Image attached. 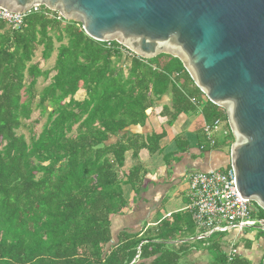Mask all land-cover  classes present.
I'll use <instances>...</instances> for the list:
<instances>
[{
	"label": "trees",
	"instance_id": "obj_1",
	"mask_svg": "<svg viewBox=\"0 0 264 264\" xmlns=\"http://www.w3.org/2000/svg\"><path fill=\"white\" fill-rule=\"evenodd\" d=\"M58 15L41 6L20 28L0 20V264H179L180 252L165 245L172 227L117 237L112 223L129 205L126 186L138 190L147 173L142 164L126 169L127 153L153 155L167 134L134 131L149 129L159 106L172 125L196 106L188 82L199 88L178 57L143 58L116 41L108 47ZM38 52L45 63L56 53L51 69ZM41 77L50 82L38 89ZM170 94L171 105L163 102ZM225 113L207 99L208 122ZM24 127L29 140L18 133ZM252 239L246 248L264 250V236ZM216 262L228 264L226 254ZM231 264L254 262L238 254Z\"/></svg>",
	"mask_w": 264,
	"mask_h": 264
},
{
	"label": "water",
	"instance_id": "obj_2",
	"mask_svg": "<svg viewBox=\"0 0 264 264\" xmlns=\"http://www.w3.org/2000/svg\"><path fill=\"white\" fill-rule=\"evenodd\" d=\"M36 4L80 22L94 40L147 59L178 57L225 110L237 188L264 210V0H0L13 12ZM256 227L264 231V219Z\"/></svg>",
	"mask_w": 264,
	"mask_h": 264
},
{
	"label": "crops",
	"instance_id": "obj_3",
	"mask_svg": "<svg viewBox=\"0 0 264 264\" xmlns=\"http://www.w3.org/2000/svg\"><path fill=\"white\" fill-rule=\"evenodd\" d=\"M55 59L56 53L50 62L45 63L41 53L38 52L36 60L41 61V66L44 69H51L54 66ZM54 73L52 72L50 77ZM49 82L48 79L47 84ZM188 84V88L194 93L191 96L198 99L197 89L191 82H188ZM77 93L79 94V97H77L79 100L84 99L86 95L84 89H80ZM171 100L172 95L170 94L163 99V102L171 105ZM204 106L200 103L190 111L182 112L172 125L168 123L169 117L161 114L162 106L156 107L150 117L149 129L144 127L134 131L144 134L151 131L152 128L158 133L165 130L167 134L161 141V150L153 155L147 150H143L140 153L139 160L133 157L132 151L127 153L125 168L129 169L136 164H142L147 173L138 190L132 186H126L125 191L129 205L123 213L114 216L112 223V228L117 237L126 230L156 234L157 228H160V226L165 228L167 224V226L172 227L176 231L174 239L165 241V245L180 252L179 264H211L215 259V257L212 261L208 259L209 248L213 244L207 243L206 247L197 245V241L206 239L208 236L204 235V231L197 227L189 208L191 203L189 197L191 173L219 168L225 169L230 165L227 155L221 152L219 147L208 150L200 149L201 143L204 142L203 125L208 122L203 114ZM229 138L230 136L228 142H230ZM162 156L164 164L152 171L149 163H152V160L156 157ZM185 180L187 184H184ZM166 207H168L166 212L160 214ZM234 231L236 232L235 238L228 244L213 245L214 248L217 247V250L224 253L220 258H223L229 252L231 246L237 247L239 242L238 253L255 262L252 258L254 243L250 249L246 248L249 240H240V234L243 231ZM252 238H250V241L253 240Z\"/></svg>",
	"mask_w": 264,
	"mask_h": 264
},
{
	"label": "built area",
	"instance_id": "obj_4",
	"mask_svg": "<svg viewBox=\"0 0 264 264\" xmlns=\"http://www.w3.org/2000/svg\"><path fill=\"white\" fill-rule=\"evenodd\" d=\"M41 6L44 5L36 4L26 12H13L0 7V20L15 29L20 28L26 15L32 10H40ZM57 18L64 19L60 13ZM113 42L107 41V46L111 47ZM190 100L195 105L201 103L196 97H190ZM222 120L227 123L223 131L227 144L228 137L232 133L231 128L227 116L226 118L219 117L203 125L204 142L200 145L201 150L218 147L220 141L216 133ZM189 183L191 200L189 208L192 211L193 221L200 230L204 231V235L210 236L214 232H225L231 229L240 232L248 227L261 225L264 218L260 219L257 216L259 206L254 205V201L242 197L237 188L235 172L230 165L225 169L195 171L191 173ZM238 254L237 247L231 246L226 254L228 264H231Z\"/></svg>",
	"mask_w": 264,
	"mask_h": 264
},
{
	"label": "rangeland",
	"instance_id": "obj_5",
	"mask_svg": "<svg viewBox=\"0 0 264 264\" xmlns=\"http://www.w3.org/2000/svg\"><path fill=\"white\" fill-rule=\"evenodd\" d=\"M127 52V51H126ZM37 59V58H36ZM50 62V61H49ZM47 84V81H45L44 79L42 80V77L39 78V81H38V89H41L42 87H44L45 85ZM79 94L77 93L76 94V98L79 97L78 96ZM196 95L198 97L199 100H201V103L202 105L204 106L206 103H207V97L205 96V94L203 92H201V90L197 89L196 90ZM78 99V98H77ZM40 114V110L39 109H36L33 114H32V119L30 120H26L25 123L26 124H30L31 121H33L34 119H36ZM46 121V117H43L41 119V123L37 124L35 126V129H36V132L39 133L42 129V126L43 124L45 123ZM225 126H227V123L226 121H223L222 120V124L220 125V128L219 130L217 131V138L218 140L220 141V144L218 145L219 147V150H221V152H223L224 154L229 155V152H230V146H231V143L233 142V137L229 138L230 142H227V144L225 143L226 141V138L223 134V131L224 129L226 128ZM19 134H25L26 135V138L27 140H29L30 138V131L28 128L24 127L22 129H20L18 131ZM163 159V156L162 157H156L155 159L152 160V163H149V166L151 167V170L154 171L156 167H159L161 166L162 164H164V161L162 160ZM220 169H223V168H220ZM187 184L186 180L184 182V184ZM257 203H255L254 205H256ZM258 205V204H257ZM259 206V205H258ZM259 208H261L259 206ZM168 209V207H166L165 209H163L164 211L160 214H163L164 212H166V210ZM234 235H236V232L231 229L230 231H225V232H214L212 233L210 236H208L206 239H202L201 241H197V245L199 247H206L205 245L207 243L209 244H219V243H226L228 244V242L232 241V239H234ZM253 236H256L257 238H261L262 236H264V233H262V230L257 228V227H248L246 229H244L243 233L240 234V240L242 241H245V240H250L251 237ZM213 245H211V247L209 248L210 250V253H209V260L212 261V259H215L211 262V264H217V260L220 259L221 256H223L224 253H221V250H217L216 248L213 247ZM218 255H220L218 257ZM217 256V257H216ZM253 259L255 260L254 264H259L262 257L264 256V250L261 246L259 247H256L255 250H254V253L252 255ZM218 258V259H217Z\"/></svg>",
	"mask_w": 264,
	"mask_h": 264
}]
</instances>
